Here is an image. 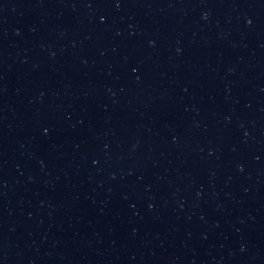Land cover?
<instances>
[{"label":"water","instance_id":"95a60500","mask_svg":"<svg viewBox=\"0 0 264 264\" xmlns=\"http://www.w3.org/2000/svg\"><path fill=\"white\" fill-rule=\"evenodd\" d=\"M0 264H264V0H0Z\"/></svg>","mask_w":264,"mask_h":264}]
</instances>
